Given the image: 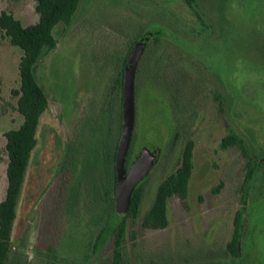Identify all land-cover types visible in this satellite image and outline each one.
Returning <instances> with one entry per match:
<instances>
[{
  "label": "rangeland",
  "instance_id": "obj_1",
  "mask_svg": "<svg viewBox=\"0 0 264 264\" xmlns=\"http://www.w3.org/2000/svg\"><path fill=\"white\" fill-rule=\"evenodd\" d=\"M2 12L24 27L39 21L35 0H0ZM148 33H159L161 40L149 42L139 73L132 154L148 146L162 153L144 186L140 218L128 221L125 264H237L226 249L242 203L243 255L252 256L247 264H264V0H82L71 25L55 29L57 46L44 50L36 71L49 106L40 119L8 264L18 256L33 264L38 245L62 249L67 243L62 226L58 222L53 230L49 219L59 218L61 207L54 209L46 196L32 210L66 150L61 124L74 140L79 166L109 168L121 115V81L117 87L115 79L130 47ZM22 56L0 31V202L7 189L4 134L23 122L13 93L20 88ZM227 134L241 141L246 157L238 147L221 148ZM188 140L195 150L187 202L170 201L167 229L143 231L141 217L159 184L179 166ZM249 162L256 163V176L243 194ZM83 196L80 211L87 215L95 208L91 194ZM87 221L83 232L93 240L98 230Z\"/></svg>",
  "mask_w": 264,
  "mask_h": 264
},
{
  "label": "trees",
  "instance_id": "obj_2",
  "mask_svg": "<svg viewBox=\"0 0 264 264\" xmlns=\"http://www.w3.org/2000/svg\"><path fill=\"white\" fill-rule=\"evenodd\" d=\"M196 0H188L189 4ZM82 0H35L39 21L24 27L12 13L0 14V31L13 47L23 51L19 65L20 88L13 91L17 99V111L23 118L21 126L4 134L8 165L6 169L7 189L0 202V264H8L14 248V225L17 220L19 201L32 154L38 145V128L42 115L49 106V97L38 82L36 71L44 50H52L57 46L55 29L64 24L71 25ZM123 77L121 78V85ZM239 147L246 157V150L235 135H227L221 143L224 150ZM194 141L188 140L181 154L177 169L170 174L157 188L152 207L142 218L144 230H165L170 225L169 206L173 198H178L184 205L187 202L190 181L194 172ZM248 168L244 183L248 184L255 175V166L247 163ZM221 186L215 192H219ZM143 186L133 195L129 216L137 220ZM238 218L235 234L228 245L230 253L237 255L236 244L241 239V224ZM125 226L120 225L115 236L114 260L120 264L124 260ZM136 238V233L133 234Z\"/></svg>",
  "mask_w": 264,
  "mask_h": 264
},
{
  "label": "flooded vegetation",
  "instance_id": "obj_3",
  "mask_svg": "<svg viewBox=\"0 0 264 264\" xmlns=\"http://www.w3.org/2000/svg\"><path fill=\"white\" fill-rule=\"evenodd\" d=\"M196 2L197 0L195 1V3ZM195 3L190 4V5H195ZM158 34L159 33L154 34L153 37L148 41V44L155 37L158 38L156 39V42H159L161 38H159L160 34L159 35ZM142 37L130 47L122 66L119 68L118 76L116 77L115 79L116 81L114 84L117 87L119 85L118 82L121 81L122 77L124 80V71H125V64H126L127 57L129 53L131 52V50L135 47V45L138 42H140ZM148 44L141 57V60L139 62L137 72H136L135 92H134L135 94V124H134L132 140H131L128 155L126 158V171L129 170L136 156L132 154V146L134 142V132L136 129V96H137L138 84H139L138 77H139V73L141 72L140 70L145 61L144 60L145 55H146L145 53L148 50L147 49ZM118 89H119V94H120V107H121V110L120 111L118 110V112L121 114L120 117L118 116L120 120L119 121L120 128L118 129L119 132L117 136L118 138L116 139L117 141H116L115 147H111V149L109 150L110 152L109 156H111V162L109 164L108 169L100 171L99 168L101 166L99 165H95L96 168L92 170H89L86 167L85 169L82 164L79 166L78 164L79 155L74 154L75 149L72 146L74 140L67 134L66 128L62 126L61 124V129L64 135V141L62 143L66 144V150L65 152L63 151L60 162L57 164V166L54 168L50 176L47 178V181L43 185V189L40 192V195L39 196L37 195L36 200L33 204L32 210L34 211L38 207L37 204L41 202L42 199L46 198V196H48L47 199H49V201L51 202V203L49 202V205L53 204L55 206L54 209H56V206L58 210L61 207L62 215L59 218H55V221L53 220V218H49V217L48 218L51 219L50 223H52L51 225L53 227V230L57 229L56 226H57V223L59 222V225L62 226V230L66 232V235L64 237L68 236V241L67 243H65L62 249L60 248V246H57V245H50V244H45L42 246L38 245V248L34 250L36 258L33 264H116L114 260L115 236H116V232L118 231V228L120 225L125 226L124 244H123L125 255H124V260L120 264L126 263L125 261H126L127 251H126L125 236H126V233L128 232V221L130 220L134 224L136 221H138L140 216L137 220H134L133 218L129 216L131 205L126 214L118 212V204H119L120 199L117 193L118 180H117L116 160H117V152H118V147H119L121 134H122L123 82L120 88L118 87ZM94 114L95 115L98 114L95 110V107H94ZM96 119L97 117L95 118V123H96ZM178 139H179V134L175 136L171 144L173 145L174 142L177 141ZM81 160H82V157L80 155V161ZM251 164L252 166H255V172H256V163L254 164L251 163ZM37 172L40 173L39 170ZM152 174L153 173H151L148 176V178L142 183H140V185L138 186V188L140 186H143V193H144V186ZM255 176L256 175L253 176L252 180L249 183L253 182V179ZM249 183L248 184L244 183V189L242 191L243 194H246L249 191V188H250V186H248ZM84 185H85V189H83ZM36 187H34V189ZM52 191L54 193L53 196H52ZM84 191H88L91 194V196H89L88 199L90 200L91 204H93L95 208L94 209L95 211L87 213L89 217L85 213L80 211L81 204L84 198L83 196ZM34 192H36V190ZM243 197L244 195L242 196V199H241L242 202H243ZM142 200H143V196H142ZM153 203H154V200L152 202V205ZM242 204H243V208L241 210V213L238 214L234 222V232H233L232 239H231V242H232L234 234H235L236 226H237V220L239 218L241 219L240 220L241 239L236 244L237 255L230 253L228 250V245L231 242L227 245V249H226V254L232 258H235L237 261V264H247L248 261L252 259L251 255L248 256V254H246L244 256L242 252V241H243L244 228H245V214L247 210V204L246 203H242ZM141 205H142V202H141ZM152 205L150 206V208L152 207ZM147 212H145L144 215ZM32 214L36 215L35 212H31V213H28V216ZM53 214L55 215L58 213H53ZM144 215L141 217V219L144 217ZM84 220L85 221L88 220L86 222V225L90 226L92 231L98 230V233L95 236V238L93 237L94 238L93 240L90 239V236L87 240V236L83 232L84 227H82V223L84 222ZM141 223H140V227H141ZM142 230L144 231V229ZM135 233L136 232L134 231L133 234ZM136 236H137V233H136ZM132 237L133 239H135L133 235ZM39 246H41V248ZM15 251H16V246H15V239H14L13 252ZM88 251L90 252V255H88L89 254ZM216 257L219 258L221 257V255L216 254ZM224 257H226L225 254H224ZM224 257L222 255L221 258H224ZM18 258L19 259L17 263L15 262L16 264H32V262L28 260V257L24 258V256L22 257L18 256Z\"/></svg>",
  "mask_w": 264,
  "mask_h": 264
},
{
  "label": "water",
  "instance_id": "obj_4",
  "mask_svg": "<svg viewBox=\"0 0 264 264\" xmlns=\"http://www.w3.org/2000/svg\"><path fill=\"white\" fill-rule=\"evenodd\" d=\"M154 34L148 33L142 37L129 53L123 80V121L122 134L117 152V193L119 196L118 212L126 214L132 202L133 195L143 181H145L158 164L161 149L145 147L138 152L128 171L126 158L132 140L135 124V78L141 57L148 41ZM264 164V161L262 162Z\"/></svg>",
  "mask_w": 264,
  "mask_h": 264
}]
</instances>
